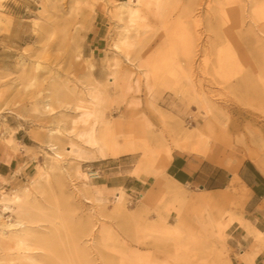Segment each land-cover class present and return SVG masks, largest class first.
Wrapping results in <instances>:
<instances>
[{
    "label": "rangeland",
    "instance_id": "rangeland-1",
    "mask_svg": "<svg viewBox=\"0 0 264 264\" xmlns=\"http://www.w3.org/2000/svg\"><path fill=\"white\" fill-rule=\"evenodd\" d=\"M116 2L0 0V194L28 190L31 252L45 264H264V190L237 179L201 190L171 163L204 159L181 150L180 133L195 131L210 162L232 174L250 162L264 177V34L252 18L264 0H168L161 17L144 1L133 24ZM189 34L198 49L186 60ZM103 85L97 128L113 153L101 158L78 133Z\"/></svg>",
    "mask_w": 264,
    "mask_h": 264
},
{
    "label": "bare ground",
    "instance_id": "bare-ground-1",
    "mask_svg": "<svg viewBox=\"0 0 264 264\" xmlns=\"http://www.w3.org/2000/svg\"><path fill=\"white\" fill-rule=\"evenodd\" d=\"M144 1H145L144 4L147 5L148 8H150L153 5L152 7H153V10L155 11L154 14L156 13L155 15L157 17H161L163 15L165 9H166V5H167V1L168 0H151L152 2L150 0H148V1H150L149 5L146 4V2H148V1H146V0H144ZM144 1H142V2H144ZM142 2L140 0H117V2L111 6V9L113 11L114 16L118 20H122L124 18L127 21V23H130V24L132 23L133 24L134 23V17L136 16L135 19L139 18V17H137V14H138L140 8H142V6H143ZM139 3H142L141 7L140 8L138 7L139 9L136 10L137 8L135 9V7L138 6ZM111 9H110V12H112ZM135 10H136V15L133 16L134 13H135ZM138 15L140 16V13ZM132 17H133V22L131 20ZM252 18L254 19V22L258 26L259 32H261V34H264V7H262V5L261 6H257V5L254 6V8L252 9ZM128 26L130 27V25H128ZM128 26L123 28L124 32L122 33V36L119 39V41H121L123 44L125 43L124 45H128V44H126V42H128V41L130 42L129 39L132 37V36L130 37L131 32L129 33L130 35L128 34V30H129ZM190 34L187 36V38L184 40V42L182 44V50H183L182 53H183V57L186 60L190 59V57L193 54V52L198 49L197 48V43H196V40H195L196 38H194V37L192 38L193 35H190ZM135 35H137V32H135ZM257 37H259V36H257ZM131 45L133 46V44H131ZM129 46H130V43H129ZM127 58H128V56H127ZM116 73H117V71H115V70L111 71L110 74L112 76L109 77V79H111V80H112V78L114 79V76H116ZM125 78H127V77H124V79ZM94 86H96V85H94ZM96 87H98V84H97ZM96 87H93V88H96ZM103 87L104 88H103L102 91H101L102 88L99 89V90H95V89H93L91 87L90 91H89V89H87V92L89 91V93H88V101H89L90 105L85 107L84 110L81 111L80 115L83 118L82 120L84 122H87L88 125H87V127L85 129L81 130V132L79 130L80 133H78V137L80 136L81 140H83L85 145L87 144L86 146H88L92 150H95L100 155L101 158H104V157H106V155L113 153V151H112L113 148L111 147L112 146V139L107 134L99 131L98 128H97V126L100 125L104 121L103 120V116H102L101 106H100L101 102H104V100L108 99V96H109L108 88L106 87V85H103ZM77 104H79V103H77ZM45 105H46V107L45 106L44 107L48 108V104H45ZM75 106L77 107L78 105H75ZM78 107H77V109H78ZM81 116H79V117L81 118ZM73 117H76V116H73ZM71 122H72V120H71ZM76 122H79V121H76ZM73 126L77 127L78 125L76 124V125H73ZM211 130L212 129H210V132H211ZM75 134H77L76 131H75ZM203 136H204V134L201 135L200 132L198 133V132H195V131L186 132V133H180V137L179 138H182V142L185 145L183 148H181V150H187V151L195 152L197 154H201L205 159H207L209 161H212L211 152L209 153V150L211 149V147H206V143H207L206 140H204L205 141L204 144L201 143V141L203 140ZM10 140H11V138H10ZM69 144H68V146H69ZM75 145H74V147H75ZM74 147H73V145L71 143V148L70 147L69 148L72 151V153L74 151L76 152V150H77ZM78 147L79 146H77V148ZM67 151H68L67 152L68 154H66V153L65 154L69 155L70 152H69V150H67ZM72 153H70V154H72ZM80 153L81 152H76L77 158H79L78 156H80ZM60 159L62 160V153L59 150H57V148H56V150L54 149V153L52 154V161L56 162V161H58ZM61 160H60V162H61ZM51 166H53V164ZM152 174L154 175L155 172H152ZM92 190H94V189L92 188ZM27 191L28 190L25 188V192L22 195L20 193L19 194H16V193L15 194H13V193L10 194L9 193L10 195L6 194V193L0 194V206H1L0 209L3 212H5V213L6 212L10 213L9 215H6L7 216L6 219L8 217H10V216L14 217V222H6L5 220H3V218L5 216H3L2 219H0V250L4 251L3 252L4 254H3L2 258H3V262L5 264H45L46 263V262L43 263L42 261H39L38 259H36L37 257H34L33 252H31L34 248H36L32 244V241H33V239H32L33 236L32 235L33 234L31 235L30 234L31 231H29L32 227L30 228V227H28L27 225H24V224H25V221L27 223L32 222V218L31 217H32V215L35 214V212L34 213H32V212H33V209H35V211H36L37 207L32 209L33 202H31L32 200L29 199L30 197L27 195ZM95 195H96V193H95ZM123 196L124 195L122 193L121 188H118V190L114 192V199H113L114 200V205H113L112 210H110V211H113V212L120 211L121 212L122 207H123V202H122L123 199H124ZM200 196L201 195H199L198 197H200ZM100 198H102V197H100ZM103 198H105V197H103ZM97 199H99V198H97ZM101 201H103V200H101ZM85 202H89V200L85 199ZM33 207H35V205ZM96 208H98V207H96ZM31 213H32V215H31ZM0 217H2L1 214H0ZM34 217H35V215H34ZM38 221L39 220H37V222ZM244 221H243V223H244ZM32 223L35 224V222H32ZM245 223H248V221L245 222ZM248 224L250 226V223H248ZM242 225H244V224H242ZM242 225H241V227H242ZM245 226L246 225H244V227ZM11 227H13L14 230H12V229L9 230V228H11ZM244 230H245V228H244ZM245 232H247V231L245 230ZM247 234H248V232H247ZM254 234H256V233H254ZM257 234H258V231H257ZM258 236H260V234H258ZM181 243H182V241L180 242V244ZM10 249H14V250L17 251L15 253V255H13V254H11L9 252Z\"/></svg>",
    "mask_w": 264,
    "mask_h": 264
},
{
    "label": "crops",
    "instance_id": "crops-1",
    "mask_svg": "<svg viewBox=\"0 0 264 264\" xmlns=\"http://www.w3.org/2000/svg\"><path fill=\"white\" fill-rule=\"evenodd\" d=\"M171 163L173 171L178 172L180 179L196 182L201 190H221L227 187L234 179L250 186L253 193L254 191L261 192L264 190V177L250 162L254 169L248 163H243L237 172L233 174L226 172L221 166L205 160V158H199L194 155L184 156L181 153H176L172 156ZM196 178H198V181Z\"/></svg>",
    "mask_w": 264,
    "mask_h": 264
},
{
    "label": "trees",
    "instance_id": "trees-1",
    "mask_svg": "<svg viewBox=\"0 0 264 264\" xmlns=\"http://www.w3.org/2000/svg\"><path fill=\"white\" fill-rule=\"evenodd\" d=\"M248 164L252 167V165L248 162ZM252 169H254L253 167H252ZM257 173V172H256ZM262 179V178H261Z\"/></svg>",
    "mask_w": 264,
    "mask_h": 264
}]
</instances>
